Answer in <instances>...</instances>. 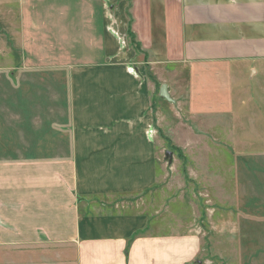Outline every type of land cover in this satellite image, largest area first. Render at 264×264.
Wrapping results in <instances>:
<instances>
[{"label": "crops", "instance_id": "1", "mask_svg": "<svg viewBox=\"0 0 264 264\" xmlns=\"http://www.w3.org/2000/svg\"><path fill=\"white\" fill-rule=\"evenodd\" d=\"M0 51L30 73L2 93L9 110L52 124L47 143L30 123L0 152V264L197 258L200 235L140 197L160 177L156 85L211 66L231 73L213 93L264 82V0H0Z\"/></svg>", "mask_w": 264, "mask_h": 264}, {"label": "rangeland", "instance_id": "2", "mask_svg": "<svg viewBox=\"0 0 264 264\" xmlns=\"http://www.w3.org/2000/svg\"><path fill=\"white\" fill-rule=\"evenodd\" d=\"M20 64L5 63L0 51V152L14 130L30 129V123L43 124L44 142L49 140L51 116L14 113L3 98L2 93L28 88L30 73L10 69ZM43 68L49 92L50 67ZM197 72L156 85L160 177L154 191L140 197L154 205L159 220L171 223L166 230L200 235V253L189 264H264V82L217 94V85L229 87L231 73L213 66ZM163 85L168 97L161 93Z\"/></svg>", "mask_w": 264, "mask_h": 264}, {"label": "water", "instance_id": "3", "mask_svg": "<svg viewBox=\"0 0 264 264\" xmlns=\"http://www.w3.org/2000/svg\"><path fill=\"white\" fill-rule=\"evenodd\" d=\"M161 93L162 95H164L165 97H168V92H167V87L166 85H163L161 88Z\"/></svg>", "mask_w": 264, "mask_h": 264}]
</instances>
